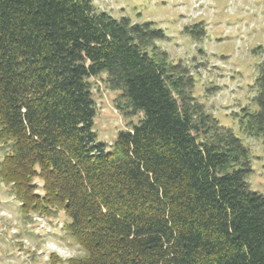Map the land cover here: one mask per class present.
Returning <instances> with one entry per match:
<instances>
[{
    "label": "trees",
    "instance_id": "trees-1",
    "mask_svg": "<svg viewBox=\"0 0 264 264\" xmlns=\"http://www.w3.org/2000/svg\"><path fill=\"white\" fill-rule=\"evenodd\" d=\"M167 38L92 0H0V180L26 218L68 217L85 253L52 264H264L250 149L195 98L189 68L157 45ZM102 74L117 109L142 114L111 149L94 130L89 79ZM255 88L256 109L237 116L264 137V61Z\"/></svg>",
    "mask_w": 264,
    "mask_h": 264
},
{
    "label": "rangeland",
    "instance_id": "rangeland-1",
    "mask_svg": "<svg viewBox=\"0 0 264 264\" xmlns=\"http://www.w3.org/2000/svg\"><path fill=\"white\" fill-rule=\"evenodd\" d=\"M97 11L133 22L154 21L168 38L157 45L171 61L182 62L195 80L193 95L219 123L232 129L251 152L252 172L247 182L264 194V137H251L240 129L237 115L256 109L255 80L264 61V0H92ZM202 24L205 34L195 40L187 26ZM262 47L259 54L254 50ZM102 74L89 79L97 107L94 130L108 149L122 130L138 124L142 114L117 109L118 91ZM6 149L0 145V161ZM39 184V182H37ZM66 214L26 218L12 190L0 180V264H52L54 251L61 259L83 256L65 234ZM84 252V253H83Z\"/></svg>",
    "mask_w": 264,
    "mask_h": 264
}]
</instances>
